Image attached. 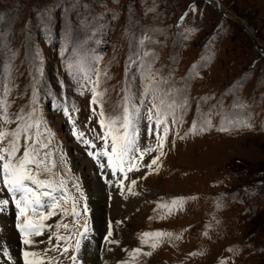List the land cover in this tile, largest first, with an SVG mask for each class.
I'll return each instance as SVG.
<instances>
[{
	"label": "rangeland",
	"instance_id": "obj_1",
	"mask_svg": "<svg viewBox=\"0 0 264 264\" xmlns=\"http://www.w3.org/2000/svg\"><path fill=\"white\" fill-rule=\"evenodd\" d=\"M208 1L0 0V132L26 129L17 155L31 144L41 169L30 167L50 186L25 183L37 195L40 188L51 192L60 205L47 220L39 218L45 210L34 215L29 206L27 220L17 215L15 222L44 225L48 263L72 264L68 257L75 255L77 264H88L84 244L73 247L81 240L77 229L56 226L72 228L73 217L62 211L71 212V198L82 213L77 223H91L84 179L94 173L107 193L116 185L121 197L134 190L132 181L144 193L124 217L131 226L127 241L105 256L112 199L96 197L102 202L96 209L89 204L101 225L88 235L97 241L98 262L264 264V0ZM157 111L164 121L160 135L168 128L163 154L145 152L158 149L155 132L149 134ZM125 115L133 143L120 182L101 156L111 154V138L102 139L100 121L115 120L123 133ZM130 163L139 170L128 171ZM63 193L67 203L59 199ZM12 196L0 184V202ZM40 199L54 203L51 196ZM57 236L71 237L68 253L61 255L65 244Z\"/></svg>",
	"mask_w": 264,
	"mask_h": 264
},
{
	"label": "snow or ice",
	"instance_id": "obj_2",
	"mask_svg": "<svg viewBox=\"0 0 264 264\" xmlns=\"http://www.w3.org/2000/svg\"><path fill=\"white\" fill-rule=\"evenodd\" d=\"M92 103L95 104L96 100L93 99ZM93 111H95L93 109ZM103 112H101V116L103 117ZM5 123H9L10 121L8 120L7 116L3 117ZM149 119H151V113L149 114ZM116 121L115 120H110L108 122H105L103 119L100 121V126L104 130V136L102 139H107L110 137L111 138V154H109L108 151H105L103 155L107 156L109 159V164L112 166V170L115 173L117 168L124 173V178H127V173L124 171V158L128 155L130 151H132V141L128 139V132L127 129L130 126L131 121L129 120L128 116L125 115L123 117V123L122 127L124 129L123 133L120 132V129L115 128ZM164 121L160 118V113L157 111L156 114V124L157 127L155 130L152 128H149V134L152 135L153 132H155L156 139L158 141V149H152L148 148L145 150V152H150L154 150H161L164 146L165 138L168 135V128L164 127L163 128V136L160 135V125L163 124ZM26 129H21L18 128L15 131L8 132V131H3L0 132V141H3L5 139H9V143L7 147L0 148V184L4 185L7 190L10 193L13 194H18L22 193L23 195L16 197L17 199V207L20 208V214L25 217V220H27V209L29 206H32V212L35 215L37 213L38 209H43L45 211H40L39 212V218L41 220H47L51 216L55 215V210L60 207L59 201L55 196H52L51 192L44 191L37 195L31 188L27 186L25 183L26 181H30L32 184L36 185L37 187H43V188H48L50 186V182L48 180H38L36 178V175L34 174L32 168L30 167L31 165L35 166V169L39 170L41 169V161L35 159L37 156V153L35 151V148L31 147V144H29L28 148H25L23 153L18 156L17 154L20 152V138L21 134L25 132ZM27 140L31 142V137H27ZM145 152H141V157L145 154ZM157 158H154L151 161V165L157 164ZM149 165V167H151ZM46 168V166H45ZM134 168H136L135 164H129L128 166V171H132ZM136 170H139L136 168ZM132 184H135V181H132ZM61 186H63V182H61ZM78 187V186H77ZM55 191V189H53ZM79 191V189H78ZM129 191L131 189L129 188ZM31 194V196L29 195ZM40 196H45V197H52V200L54 203L52 204H47L46 202H41ZM60 200H64L65 203H67L68 199H70L67 196V193H63L61 197L59 198ZM73 200L72 207H71V212L67 209H62L64 212L65 216L71 215L73 217V222H72V228L69 227V224H58L56 227L60 228L63 227L65 230H68L69 232L72 231L73 228L77 229V234L81 237L84 238L87 233V220H83V224L80 225L77 223L78 217L82 216V213L77 210V200L76 198H71ZM81 199H82V194H81ZM21 201L24 202V206H21ZM8 201H2L0 202V206L3 204H7ZM173 206L176 205L177 201H173ZM47 209H51V211H47ZM83 213H87V208H83ZM119 223V222H117ZM44 227L43 224L39 225H33L34 230L30 233L31 235H41V229ZM80 227H83L84 231L80 232L78 229ZM21 231H24V227L21 228ZM112 233L111 231L108 233V236H111ZM164 235H169L171 236V233H144L143 236L145 238L150 237V236H155L157 238L162 237ZM179 238V237H177ZM57 241L63 240L65 246L63 247V250L61 252V255L64 253L69 252V241L71 239L70 236H57L56 237ZM115 241L109 240L108 243H114ZM33 241L29 240L27 237L24 239V244L25 245H31ZM59 244L55 245V249L59 250ZM75 250H79L80 247V240H76L75 245L73 246ZM151 247L155 248L156 244L153 243ZM139 252V250H137ZM29 255L32 256H37L39 255L38 253H30V252H25V264H43V261H32L28 260L27 257ZM146 255H151V253H146ZM72 261V264H77V257L75 255H71L68 257ZM221 264H224L222 261Z\"/></svg>",
	"mask_w": 264,
	"mask_h": 264
},
{
	"label": "bare ground",
	"instance_id": "obj_3",
	"mask_svg": "<svg viewBox=\"0 0 264 264\" xmlns=\"http://www.w3.org/2000/svg\"><path fill=\"white\" fill-rule=\"evenodd\" d=\"M209 5H210V2H209ZM214 6L218 10V12L222 9L221 5L219 3L214 4ZM213 9H215V8L213 7ZM241 24H242V27L244 28V32H246L245 27L243 26V22H241ZM249 34L251 36V33H249ZM249 34H247V35H249ZM104 160H108V159H104ZM81 163H83V161ZM84 166H86V165L84 164ZM106 171H107L106 174L110 175L111 170L107 169ZM116 177H117V179L120 180V182L126 181L124 176H122V172L119 170V168H117V170H116L115 178ZM84 182L87 184V187L89 188V192H90V195H89L90 200L89 201H90V204L92 205V208H93V204H95V203H96L95 209L97 208V206H99V207L101 206L100 203H102V202L97 201L96 197H98L99 199L106 200L105 196L108 195L107 197H110L112 199L111 209H109V211H108V213L110 215L109 217L112 219V224H113V230L111 231L112 235L109 236V238L107 240H105V243H103V245L101 244V247L103 246L102 247V249H103L102 254H103V256H105L106 251H108L113 245L116 246V243H118V242L125 244V242L127 241V238H128L129 233L131 231V226L129 223H127L125 221L124 217H127L128 210L130 211L133 209V207H135V205L139 202L140 197L144 196V193L142 192L141 188L138 185L135 186L132 183H130L129 185L132 186L131 188L134 190H132V191L124 190L123 191L124 193L121 195V197H119V195H118L119 194L117 192L118 187H116V185H113L112 191L107 193L106 190L103 189V187L101 188L97 184L94 173L90 174V178L84 179ZM126 188H128V187H126ZM39 190H40V193L44 192L43 188H40ZM15 199H16V195H15ZM116 205L119 206L120 209H118ZM90 209H91V207H90ZM14 213H18L19 217L20 216L22 217V215L20 214V208L17 206L11 207L10 205L5 206L4 204L2 206H0V254H1V256L5 257L4 260H2V261L0 260V264H21L19 256L22 257V264H25L24 253L26 251L30 252V253L34 252V253L39 254L37 256L29 255L27 257L28 260H32V261H36V262L43 261V264H49L48 263V260H49L48 259V253L45 250V244H46L45 237H44V235L42 236V234L41 235H31L30 234L34 230V228H33V225L30 224L29 220H28V222H26L24 220L26 222V223H24L26 225V227L23 225L21 226V228L24 227V231H21V228L18 231L19 234H21V236L23 237L22 244H20L17 241L18 240V236H17L18 233L15 231V225L13 223ZM95 216H97V215H95ZM88 218L91 219V223L88 225V230H89L88 235L90 236L91 233L93 234L94 232H96L94 230L101 228V225H100V220L97 219L99 217H97V218L94 217L91 213V210H90ZM100 218L102 221V216ZM22 219H25V218L22 217ZM117 222H119V224ZM26 237L29 240L33 241V243L31 245H25L24 244V239ZM109 240H113L115 242L114 243H108ZM83 244L84 245L82 246V248H83L82 256L85 259V261L88 264H102V262H98V259H97V258H99V256L97 255V252H99L98 251L99 248H95V246L97 245V241L93 242L92 238L90 237V238H87V241L83 242ZM20 249H23L24 251L22 250V253H20L19 252ZM6 257L9 258L8 261L6 260Z\"/></svg>",
	"mask_w": 264,
	"mask_h": 264
},
{
	"label": "water",
	"instance_id": "obj_4",
	"mask_svg": "<svg viewBox=\"0 0 264 264\" xmlns=\"http://www.w3.org/2000/svg\"><path fill=\"white\" fill-rule=\"evenodd\" d=\"M194 1H198V0H194ZM201 1H203L204 3H208L209 4V1H207V0H201ZM220 15L223 17V18H225V19H230V20H232V21H234V22H237V23H239V21H237V19H234L233 17H230L229 15H227L225 12H220ZM241 23V22H240ZM241 26H242V24H241ZM257 52H259L258 51V49L256 48L255 49ZM263 56H264V54L263 53H261Z\"/></svg>",
	"mask_w": 264,
	"mask_h": 264
}]
</instances>
